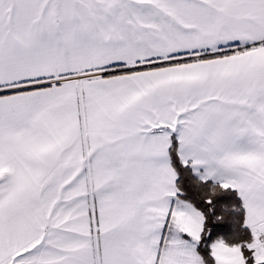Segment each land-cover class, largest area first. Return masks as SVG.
<instances>
[{"label": "snow or ice", "instance_id": "obj_1", "mask_svg": "<svg viewBox=\"0 0 264 264\" xmlns=\"http://www.w3.org/2000/svg\"><path fill=\"white\" fill-rule=\"evenodd\" d=\"M0 264H264V0H0Z\"/></svg>", "mask_w": 264, "mask_h": 264}]
</instances>
